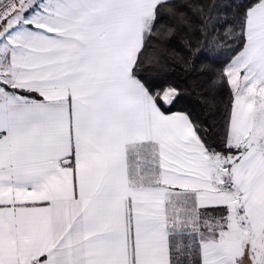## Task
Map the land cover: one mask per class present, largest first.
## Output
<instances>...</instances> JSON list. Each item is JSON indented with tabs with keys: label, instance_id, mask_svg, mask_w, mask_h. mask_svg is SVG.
<instances>
[{
	"label": "snow or ice",
	"instance_id": "obj_1",
	"mask_svg": "<svg viewBox=\"0 0 264 264\" xmlns=\"http://www.w3.org/2000/svg\"><path fill=\"white\" fill-rule=\"evenodd\" d=\"M0 264H264V0H0Z\"/></svg>",
	"mask_w": 264,
	"mask_h": 264
},
{
	"label": "trees",
	"instance_id": "obj_2",
	"mask_svg": "<svg viewBox=\"0 0 264 264\" xmlns=\"http://www.w3.org/2000/svg\"><path fill=\"white\" fill-rule=\"evenodd\" d=\"M218 3H228L230 0H217ZM179 81H183L185 77L179 73L174 76ZM229 95L227 91H221L218 87H214L208 82L207 77L201 78L196 84L189 79L188 91L183 103L194 115L209 122L217 117L218 109L222 110L228 102Z\"/></svg>",
	"mask_w": 264,
	"mask_h": 264
}]
</instances>
